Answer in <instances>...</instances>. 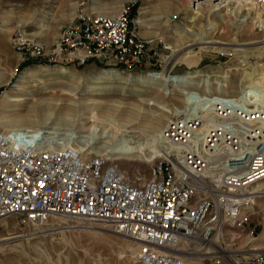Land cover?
Masks as SVG:
<instances>
[{
  "label": "built area",
  "instance_id": "obj_1",
  "mask_svg": "<svg viewBox=\"0 0 264 264\" xmlns=\"http://www.w3.org/2000/svg\"><path fill=\"white\" fill-rule=\"evenodd\" d=\"M183 1L194 12L211 7L226 13L231 6L241 15L249 11L244 22L264 17V0ZM260 21L256 17V26ZM16 47L24 61L93 60L127 70L163 69L172 54L168 45L153 46L140 35L130 7L116 16L84 10L52 47L22 39ZM260 115L251 124L197 120V133L181 134L183 148L149 179L106 155L57 147L58 140L42 130L0 127V225L9 216L40 227L54 216L101 221L137 244L133 258L139 264H264L254 222L256 216L264 220V192L254 191L264 182V110ZM198 144L202 156L192 150Z\"/></svg>",
  "mask_w": 264,
  "mask_h": 264
},
{
  "label": "rangeland",
  "instance_id": "obj_2",
  "mask_svg": "<svg viewBox=\"0 0 264 264\" xmlns=\"http://www.w3.org/2000/svg\"><path fill=\"white\" fill-rule=\"evenodd\" d=\"M101 1L105 3L104 7L93 8ZM145 5H149L150 9L143 13L142 7ZM123 7H130L131 17L137 22L140 35L150 40L153 46H172V54L166 57L163 69L155 70L154 67L149 70L117 69L93 60L82 64L24 61L23 55L16 47V43L22 39L50 48L55 44L61 29L80 12L87 10L101 15H114ZM238 10L233 6L227 7L226 13L222 12L224 16L220 18L216 15L217 10L194 12L183 0H0V101L5 93L12 90L11 97L17 98L18 94V97L25 98L19 105L21 114L32 112L36 115L38 110L45 114L54 109L52 111L54 113L63 111L70 113L74 118L80 115L82 122L79 124H74L71 128L65 126L54 128L59 132H69L72 135L71 140H90L92 146L84 149L88 154L107 155L127 172L141 178H151L154 169L165 160V151L159 146L146 151L117 153L106 151L109 146L108 139L91 135L82 127L83 117L87 115L85 105L88 98H95L110 105H121L120 109L131 107L126 109L127 111L136 110L135 104L138 103L149 104L153 110L151 113L159 115L161 112L159 108H163L166 114L171 116V122L175 123L178 122L176 119H181V124H184L190 119L193 120L194 118L190 116L194 113L198 115L197 111L204 109L207 114L215 108L213 104L216 102H207L206 99V91H212L221 98L218 99V103L222 104V107L230 106L223 112H235L236 114L230 112L229 114L234 115L233 120L238 121L237 116L240 112L253 109L255 105L246 107L249 104L246 105L244 96L243 105V98L235 100L232 95L225 94L224 90L231 93L240 85L244 70L264 65V29L260 30L252 24L255 15L240 25L239 21L244 20L243 16L248 17L250 12L241 15ZM175 14L178 15L176 19ZM140 19L146 20L145 23H139ZM211 24L216 25L211 37L227 42L228 44L221 45L225 49L232 47L231 54L223 55L218 48L201 47L200 41L197 40L200 27ZM179 27L187 30L182 31V36L175 35V30ZM253 28L255 33L251 31ZM206 35L209 37L211 34ZM244 42L251 43L238 46L246 49L245 51L234 50L238 44ZM186 50L192 51L187 54ZM192 53L198 54L196 67L189 66ZM169 59L173 61L167 68ZM65 69L74 71L75 75L64 74ZM110 69L122 73V76L114 81L116 85L126 82L133 87L136 85L144 87L139 77L147 80L149 79L147 74L151 71L157 73L169 69L171 72H166L167 76L164 78L166 83L163 86L156 84L151 89L153 92L149 91L147 96H140L139 92L119 90L88 92L87 87L97 84L95 79L101 76L103 71ZM195 71H200L202 77L195 78L187 87H182L179 83L181 77ZM64 77L69 79L66 84L59 81ZM154 79L160 82L162 78L156 76ZM244 90L245 88H242L243 92ZM215 111L220 112V109ZM182 115V118H178ZM44 122L39 130L51 129L50 121ZM55 137L59 140L58 147L65 145L70 138L63 134ZM254 222L261 235L258 245L264 244V220L256 216ZM105 225L107 224L101 221L54 216L45 226L40 227L21 224L16 216H9L0 225V264H139L133 258L137 244L113 233L108 225L106 226L108 229H105ZM4 237L11 238L3 240ZM197 264L212 263L200 261Z\"/></svg>",
  "mask_w": 264,
  "mask_h": 264
},
{
  "label": "bare ground",
  "instance_id": "obj_3",
  "mask_svg": "<svg viewBox=\"0 0 264 264\" xmlns=\"http://www.w3.org/2000/svg\"><path fill=\"white\" fill-rule=\"evenodd\" d=\"M96 4L97 6L95 5L93 6V8H96V7L101 8V7H104L105 5L103 1L97 2ZM149 9H150L149 5H145L142 7V10H143L142 12L146 13ZM215 10L216 8H211V7L206 9V11H209V12L215 11ZM105 13H109V12H105ZM119 13L120 11L114 15H104V16H116ZM216 15L220 18L224 16L222 11H217ZM256 17L261 19L260 21L261 27L256 26ZM145 21L146 20L144 19H140L139 23H145ZM239 22H240L239 24L241 25L244 22V20H241ZM252 24L255 25L256 28H259L260 30L264 29L263 17L261 18L260 15L258 16L255 15V18ZM179 29L175 30L176 36H182V31L183 32L187 31L183 27H179ZM215 29H216V25L214 24L207 25V26L202 25V27H200V32L197 36V40L198 42L200 41L202 48H205V47L218 48V49H221L222 51L225 49V47H223L221 44H228V43L221 41L217 38L211 37ZM251 31L255 33L254 28L251 29ZM208 33L211 34L209 37L206 35ZM248 44H251V43L250 42L240 43L237 45V47H235L234 50L243 52L246 49L239 48L238 46H244ZM191 51L192 50H189V51L186 50L185 53L191 52ZM197 55H198L197 53H194L191 56V58L189 57L190 58L189 66L196 67ZM166 72L167 71H163V72L160 71L156 73V72L151 71L147 74L149 76L148 77L149 79L147 80L142 77H139L141 78V84L143 83L145 87L144 88L138 85L133 87V85L131 86L128 83L121 82V81H120L121 84L116 85L114 81L116 79H119L122 76V73L116 69L105 70L103 71L101 76L95 79V82L97 84L94 85L92 83L93 85H89L87 87V90L88 92H93L95 90L99 92L119 90L122 92H139L140 96H147L149 91H151V89H153L156 86V84L163 86L166 83L164 81V78H166L167 76ZM63 73L66 75H71V76L75 75L74 71L67 70V69L63 70ZM202 75L203 74L200 71H195L194 73H188L187 75H184L181 77L179 83L182 85V87L184 86L187 87L191 83L192 80H194L195 78L200 79ZM156 76H160V78H162L160 79V82L155 81L154 78H156ZM68 77L61 78L59 79V81L63 84H66L68 82L67 81ZM121 79L123 80L124 78H121ZM242 88H245L244 92L242 91ZM224 91H225V94L227 95L230 94L232 95V97L236 98L235 100H237V98L239 97L243 98L244 96L246 100V105L249 104L246 107H253L255 105L256 109L253 108L255 109L253 110L252 108H249L247 109L248 111L243 110L237 116L238 121H235L233 120V118H235L234 115L233 116L230 115V114H236L235 112L229 111L230 114L229 112H226V111L223 112L224 110H226L225 108L229 109L230 106L228 105V106L222 107V104L218 103L219 102L218 99H221V98L215 95L212 91H206L207 92L206 93L207 102L215 101L216 103L213 104L215 108L212 109L207 114L205 113L204 109L201 111H197L199 112L198 115H194L195 114L194 113L193 115L190 116V118H194L193 120L183 118L184 120H187V121L189 120V121L185 122L184 124H181V119H176L178 120V122H175V123L171 122V119H170L171 116L166 114V111H164L165 109L163 108L162 109L159 108V111L161 110V112L159 113V115H155L156 113H151L153 110H151L152 108H150L149 104L144 105L143 103H138V104H135L138 107V108L135 107L136 110L127 111L126 109H128L129 107H126V109H120L122 107L121 105H110L108 103H104L103 101H99L95 98L89 97L86 102L87 105H85L87 107V112H86L87 115L85 114V116L83 117L84 122L82 124L83 125L82 127H85L86 130L91 135L93 134V135L100 136V138H107L109 146H108V149L106 148V151L109 150V152H114V153L128 152V151H133V150L134 151L136 150L146 151L155 146H159L163 151H165L166 153L165 158H168V156H170L174 152H179L183 148L184 144L181 143L182 142L180 138L181 134L186 133L188 135V132L197 133V131L194 129L195 128L194 125L197 120L205 122V121H212V119L217 120L218 118H221L222 120H228L234 123L250 122L251 124L252 122H254V120L256 121L257 118L260 119L261 118L260 112L264 110V65L260 64L259 66H255V67L253 66L250 70H246V71L244 70V72H242V75H241L240 85H237V87L233 89L231 93H229L226 90ZM12 92L13 91L11 90L5 93L3 95L2 100L0 101V127L1 128L4 127L5 130L14 129V128H23V129L27 128V129L36 130L37 132H39L41 131L39 130V128L42 126V124L45 123L44 121L48 120L50 121L49 125H51V129L42 130V131L46 132V134L49 135L50 138L58 140L54 138L58 134L60 135L63 134L65 136L67 135L69 137L72 135L69 132H59L58 130H56L57 129L56 127L65 126L67 128L69 127L71 128L74 124H79L80 122H82V120H80L81 117L79 114H78L79 115L78 117L74 118L71 116L70 113H66L63 111L59 113H56V112L54 113L52 112L54 111V109L52 111L45 112V114H43L39 110L36 111V115H34L32 112L21 114L22 111L20 112L19 105L25 100V98L18 97V94H17V98L11 97L10 94H12ZM48 93L50 92L48 91ZM244 98L242 99V102ZM244 104L245 103L243 102V105ZM216 106H219L218 108L220 109V112L215 111L216 109L218 110ZM114 109L116 111H114ZM133 109H134V106H133ZM220 113H222L221 116H219ZM179 117L182 118L183 115L178 116V118ZM54 126L56 129L54 128ZM191 136H193V134ZM194 137L195 136H193L192 138ZM71 141L72 142L74 141V143H71ZM61 143L65 144L66 142H61ZM65 145H72L76 147L77 149H79L80 151H83L84 154H88L85 152L86 150L85 148L86 147L89 148L90 146H92L90 140H82V139L71 140V137L68 138V141ZM192 150L197 151V153L200 154L201 156L204 155V150L202 148V145L200 144H198V146L193 147ZM254 188H255L254 189L255 192H259V191L264 192V182L260 183L259 185H256ZM263 203L264 201H261L259 202V205L261 207H264ZM106 226L107 225H105L104 228L108 229V227ZM8 238H11V237H4L2 239L6 240ZM259 245L264 246V244H259Z\"/></svg>",
  "mask_w": 264,
  "mask_h": 264
}]
</instances>
